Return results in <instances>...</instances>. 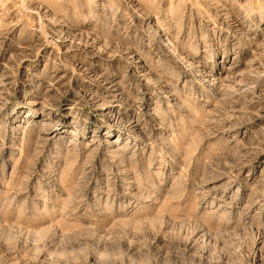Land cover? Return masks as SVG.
I'll list each match as a JSON object with an SVG mask.
<instances>
[{"label": "rangeland", "instance_id": "374dc122", "mask_svg": "<svg viewBox=\"0 0 264 264\" xmlns=\"http://www.w3.org/2000/svg\"><path fill=\"white\" fill-rule=\"evenodd\" d=\"M0 264H264V0H0Z\"/></svg>", "mask_w": 264, "mask_h": 264}]
</instances>
